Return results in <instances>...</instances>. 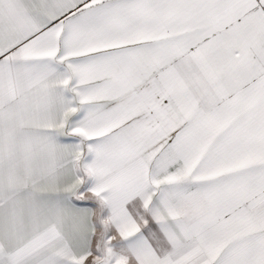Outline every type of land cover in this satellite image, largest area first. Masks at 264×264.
Wrapping results in <instances>:
<instances>
[{
	"label": "snow or ice",
	"instance_id": "1",
	"mask_svg": "<svg viewBox=\"0 0 264 264\" xmlns=\"http://www.w3.org/2000/svg\"><path fill=\"white\" fill-rule=\"evenodd\" d=\"M0 264H264V0H0Z\"/></svg>",
	"mask_w": 264,
	"mask_h": 264
}]
</instances>
